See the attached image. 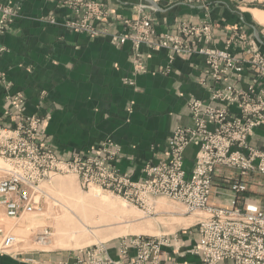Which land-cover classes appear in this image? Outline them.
Wrapping results in <instances>:
<instances>
[{
  "label": "built area",
  "instance_id": "built-area-1",
  "mask_svg": "<svg viewBox=\"0 0 264 264\" xmlns=\"http://www.w3.org/2000/svg\"><path fill=\"white\" fill-rule=\"evenodd\" d=\"M11 1L0 0V33L7 32L19 15L20 7ZM63 4L72 10L64 22L67 28L90 36L110 33L109 27L102 30L98 26L109 15L105 2L63 0ZM124 24L125 31L113 34L112 41L118 46L132 43L136 74L147 71L142 59L143 45L167 49L171 57L205 56L206 67L199 80L210 96L189 99L193 125L178 126L168 138L165 157L157 163L146 162L144 177L136 181L117 168L121 147L112 138L97 144L92 151L74 153L67 160L60 158L46 132L52 111L44 113L40 106L27 114L26 95L7 92V120L0 118V214L19 219L40 210L48 195L44 184L51 182L56 173L76 174L84 186L120 194L125 187L127 196L138 195L147 201L164 196L184 204L187 212L206 211L208 216L200 221L199 239L189 250L200 262L165 259L163 249L171 245L168 238L136 237L120 245L118 259L110 257L106 245L101 244L87 249L74 261L56 264H264V196L260 204L244 196L251 173L264 178V146L249 142L264 124V53L258 42L246 30L231 28L232 35L226 41L241 42V53L226 46L203 47L197 45L199 40L214 37L209 21L193 23L182 18L174 33H159L153 18L143 10L136 18L125 19ZM0 81L6 88L11 86L2 73ZM127 83L134 85L135 81L127 79ZM235 106L236 112L232 110ZM189 145L197 148L191 169L185 165V149ZM225 168H231V172ZM218 176L233 193L230 205L225 207L211 202ZM18 242L19 236L0 228L1 251H8ZM174 246L177 251L181 247ZM132 248L136 254L129 257Z\"/></svg>",
  "mask_w": 264,
  "mask_h": 264
},
{
  "label": "crops",
  "instance_id": "crops-1",
  "mask_svg": "<svg viewBox=\"0 0 264 264\" xmlns=\"http://www.w3.org/2000/svg\"><path fill=\"white\" fill-rule=\"evenodd\" d=\"M102 1L109 15L98 26L102 30L109 27L110 33L97 36L64 25L72 10L63 0L11 1L20 12L10 29L0 33V74L11 84L6 88L0 81V118L7 120V92H23L26 113H34L40 106L44 113L52 111L47 132L61 157L69 159L77 151L112 138L121 147L117 168L140 180L146 162L157 163L165 156L172 132L178 126L193 125L189 99L209 98L210 91L199 80L205 59L199 54L171 57L167 49L143 45L147 71L136 74L132 43L118 46L112 35L125 31V19L136 18L145 10L158 32L174 33L182 18L193 23L208 19L215 26V47L224 48L228 28L235 27L257 35L264 51V0ZM127 79H134L135 84H128ZM249 142L257 147L264 145V124ZM196 151L194 145L185 149L188 169L193 166ZM248 180L253 184L246 195L253 197L256 182L252 176ZM221 181L218 176L212 192V203L218 206L232 198L229 185ZM2 221L0 225L7 227ZM119 246L120 240L108 243L113 258L120 257ZM134 254L130 249L129 256ZM59 258L0 253V264H53ZM186 258L199 262L191 254Z\"/></svg>",
  "mask_w": 264,
  "mask_h": 264
},
{
  "label": "rangeland",
  "instance_id": "rangeland-1",
  "mask_svg": "<svg viewBox=\"0 0 264 264\" xmlns=\"http://www.w3.org/2000/svg\"><path fill=\"white\" fill-rule=\"evenodd\" d=\"M143 11L146 12L145 10ZM205 20L212 24L214 37L212 40L201 39L197 45L211 49L218 48L213 45L216 40L214 23L208 19L203 21ZM234 29L244 32L241 31V28L234 27ZM244 30L249 33L248 29L245 28ZM249 34L255 38L259 48L262 50L258 36L253 33ZM231 35L232 33H227L224 45L234 53H241L243 50L241 42H235L234 39L232 42L226 41ZM203 57L205 59V56ZM205 67L206 63H204L203 70ZM232 110L236 112L238 109L235 106L232 107ZM97 144L92 145L90 149H83L76 153L92 151V148ZM60 158L67 160L61 156ZM119 171L131 175L130 172ZM225 171L231 172V168H225ZM250 176L255 179L256 190L253 193V197L246 195L249 189L244 196L248 201L260 204L264 196V178L257 173H251ZM132 179L135 180L133 177ZM83 184V180L76 174L56 173L51 182L44 184L48 195L41 202L40 210L25 214L19 219L8 218L0 214V220H3L2 222L7 226L0 225V228L19 236L17 245L6 252L0 250V253H10L11 255L19 253L20 257L40 256L43 254L64 257L53 263L56 264L59 261H74L76 257L86 252L87 249L95 248L101 244L106 245L110 255L108 243L115 240H120V245H122V243H128L136 237L168 238L171 245L165 246L163 249L166 255H163L165 259L187 261L189 263L200 262H192L186 257L191 254L189 252L190 248L199 239L200 221L208 216L206 211L187 212L184 204L164 196L155 197L149 201L138 195L127 196L125 187L120 194L97 186L90 187ZM228 188L230 189L229 186ZM231 199L222 207L230 205ZM243 207L244 204L242 203L241 208ZM174 244L181 246L178 251ZM110 257L112 256L110 255Z\"/></svg>",
  "mask_w": 264,
  "mask_h": 264
}]
</instances>
